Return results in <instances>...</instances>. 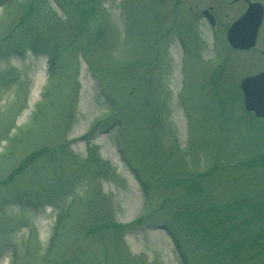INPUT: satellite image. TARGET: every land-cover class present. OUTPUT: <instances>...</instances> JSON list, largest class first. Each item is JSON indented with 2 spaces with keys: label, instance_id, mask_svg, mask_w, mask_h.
I'll list each match as a JSON object with an SVG mask.
<instances>
[{
  "label": "rangeland",
  "instance_id": "rangeland-1",
  "mask_svg": "<svg viewBox=\"0 0 264 264\" xmlns=\"http://www.w3.org/2000/svg\"><path fill=\"white\" fill-rule=\"evenodd\" d=\"M201 1L0 0V264H264V0Z\"/></svg>",
  "mask_w": 264,
  "mask_h": 264
},
{
  "label": "water",
  "instance_id": "water-1",
  "mask_svg": "<svg viewBox=\"0 0 264 264\" xmlns=\"http://www.w3.org/2000/svg\"><path fill=\"white\" fill-rule=\"evenodd\" d=\"M261 20L262 10L258 5H251L247 13L229 29L227 39L231 46L239 50L254 47ZM241 89L245 109L264 119V72L244 80Z\"/></svg>",
  "mask_w": 264,
  "mask_h": 264
},
{
  "label": "flooded vegetation",
  "instance_id": "flooded-vegetation-1",
  "mask_svg": "<svg viewBox=\"0 0 264 264\" xmlns=\"http://www.w3.org/2000/svg\"><path fill=\"white\" fill-rule=\"evenodd\" d=\"M179 1H181V0H178V2ZM192 1H194V0H192ZM221 1L225 2L227 0H221ZM196 4L197 5L190 6V9L194 8V9L200 11V14L202 16V17H200V19L202 21L203 26H210L209 22L207 21V20H209L208 18L210 17V15L213 17L212 19L215 20L216 26H222L223 25L222 21L219 19V16H218L219 6L216 4V2L202 0L201 4H199V3H196ZM202 4H204V5H202ZM205 13H207L209 16L207 17L205 15Z\"/></svg>",
  "mask_w": 264,
  "mask_h": 264
},
{
  "label": "bare ground",
  "instance_id": "bare-ground-1",
  "mask_svg": "<svg viewBox=\"0 0 264 264\" xmlns=\"http://www.w3.org/2000/svg\"><path fill=\"white\" fill-rule=\"evenodd\" d=\"M43 70H46L45 68L44 69H42V71ZM40 73V72H39ZM41 78V77H40ZM39 84L38 85H36L35 87H34V89H33V94H35V92H38L39 91ZM32 103H33V99L31 100V105H32ZM43 233V232H42ZM156 236H158V235H156Z\"/></svg>",
  "mask_w": 264,
  "mask_h": 264
}]
</instances>
